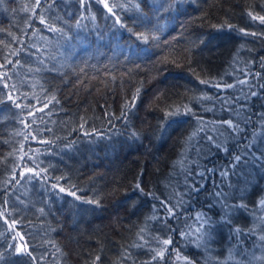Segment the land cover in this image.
<instances>
[{"label":"trees","instance_id":"trees-1","mask_svg":"<svg viewBox=\"0 0 264 264\" xmlns=\"http://www.w3.org/2000/svg\"><path fill=\"white\" fill-rule=\"evenodd\" d=\"M106 2L0 0V264H264V0Z\"/></svg>","mask_w":264,"mask_h":264},{"label":"snow or ice","instance_id":"snow-or-ice-1","mask_svg":"<svg viewBox=\"0 0 264 264\" xmlns=\"http://www.w3.org/2000/svg\"><path fill=\"white\" fill-rule=\"evenodd\" d=\"M101 2L104 3V7L107 9L108 13H111L112 16H115L116 17V21L117 23H119V17L116 15V12L113 10L114 8H120L122 7L121 5L119 4H109L108 2H106V0H101ZM81 3L83 4L84 3V0H81ZM85 7H87V5L85 4L84 5ZM162 7V5H161ZM157 11H159V8H157ZM259 19L261 20V22H264V16H261L259 17ZM43 22V21H42ZM123 26V25H122ZM50 30H54V29H50ZM141 39H144V40H147L148 37L144 36L143 34H141ZM9 63H11V61H9ZM5 65H0V67H4ZM202 83H205L204 81H202ZM240 83H244L243 81H241ZM217 87H219V85H217ZM226 87H233V85L231 84H228L226 85ZM253 95H255V93H253ZM9 99H12V97L10 96ZM17 107H20L19 104H17ZM45 107H47V105H45ZM40 111H43V109H40ZM33 114V113H30V115ZM223 123L225 125H227L229 128H233V130H236L238 129V125H234L233 124V121L231 119L229 120H226V121H223ZM202 130V129H201ZM135 135V134H133ZM193 135H195V133H193ZM221 135H223V133H221ZM210 144H212L213 146H215L217 149H220V148H223L225 151H227V148L224 146V144L222 143H216L212 137H207L206 138ZM43 143H47L46 141H41ZM247 147V146H245ZM262 157H264V153L261 154ZM233 163L231 165L230 168H228L227 170L225 171H222L220 172V176L223 178V177H227L230 173L231 174H235L233 172V169L240 166L242 164V162H246L244 160V157L241 155V154H238V155H235L233 158ZM28 171L32 172L33 170L32 169H29ZM207 171H215L214 169H208ZM34 175H39L38 172L34 173ZM202 178H203V173H200L199 174ZM31 178V177H30ZM15 179V178H13ZM222 183H224V181L222 180ZM139 187V186H138ZM203 187V185H197L196 182H193L191 185H188L186 187V191L181 195V199L179 201V203L183 204L184 201H183V195H187L189 196V198H191L193 196V194H198L200 191H201V188ZM227 187L231 188L232 185L231 184H227ZM217 188L219 189L218 191H215L214 193H212L211 195H213L214 197V201H213V204H219L221 209H222V212H223V215H222V220L225 222V223H230V219H229V216H230V213L232 210L234 209H237V208H244L246 209L247 208V205L241 203V204H229L227 201H228V198L229 196L231 195V193H227L223 190V188H221L219 185H217ZM61 192L64 191L63 188L60 189ZM146 195H151V194H146ZM161 206L165 207V210L166 212L169 214L170 217H175L176 216V213L173 211V209L176 207V205H173L172 207H167L163 201H161ZM210 207L212 205H209ZM259 208L260 210L264 211V198L261 199L260 201V204H259ZM2 215V214H0ZM195 221H196V224L198 225V227H196L194 229V231H189L187 233H185L184 235L186 237H191V236H195L196 239L193 241V242H196L198 243L199 240L203 239L205 236H210V230H211V226L213 223H215L214 221H212L211 217H209L207 215V213H198L195 217ZM7 219H5V223H7ZM15 223V222H13ZM208 226L207 227V230L205 229V226ZM189 228H191L192 226L189 225L188 226ZM251 231V229L249 230ZM235 232L237 234H241L242 233V230L241 229H235ZM158 242L159 241V238H156ZM261 240H264V236H261L260 237ZM162 243L164 245H167L169 243H171V240L170 239H167V240H163ZM163 255H164V250L162 249L161 251L157 252L155 256H153V259H157V258H163ZM99 259V258H97Z\"/></svg>","mask_w":264,"mask_h":264},{"label":"rangeland","instance_id":"rangeland-1","mask_svg":"<svg viewBox=\"0 0 264 264\" xmlns=\"http://www.w3.org/2000/svg\"><path fill=\"white\" fill-rule=\"evenodd\" d=\"M17 242L19 250H24L26 248L24 241L20 237H18Z\"/></svg>","mask_w":264,"mask_h":264}]
</instances>
